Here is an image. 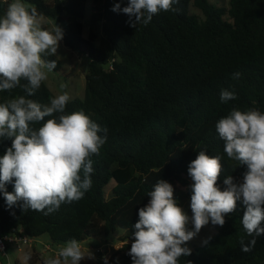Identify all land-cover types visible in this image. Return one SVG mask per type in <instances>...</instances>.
I'll return each instance as SVG.
<instances>
[{
  "label": "trees",
  "instance_id": "16d2710c",
  "mask_svg": "<svg viewBox=\"0 0 264 264\" xmlns=\"http://www.w3.org/2000/svg\"><path fill=\"white\" fill-rule=\"evenodd\" d=\"M10 2L0 0V16ZM24 2L55 22L66 47L90 59L85 96L69 100L65 111H84L107 129L101 133L107 138L99 155L91 157L92 185L82 199L62 203L45 215L25 210L23 201L9 206L0 193V234L23 232L33 239L48 235L54 244L116 235L123 245L107 264H132L127 253L138 211L160 179L173 185L179 206L191 216L188 165L199 151L220 156L221 190L225 177L241 180L247 170L227 157L215 125L233 108L264 112V0H230L229 7L210 0H178L172 5L176 11H161L135 28L126 14L112 10L117 3L125 7L128 0H92L90 13L89 0ZM43 58L56 61L53 71L65 69L56 55ZM237 72L241 75L234 78ZM26 83L21 80L11 91H0V102L26 96ZM225 89L236 99L222 102ZM52 97L43 81L28 98L43 105ZM10 145V139H0V156ZM6 190L14 191V181ZM244 210L238 202L223 226L209 222L215 233L208 243L187 242L192 254L181 256L178 264H264V235L245 232ZM245 247L250 251H243ZM27 264L44 261L34 250Z\"/></svg>",
  "mask_w": 264,
  "mask_h": 264
},
{
  "label": "clouds",
  "instance_id": "9594fccd",
  "mask_svg": "<svg viewBox=\"0 0 264 264\" xmlns=\"http://www.w3.org/2000/svg\"><path fill=\"white\" fill-rule=\"evenodd\" d=\"M174 3L178 0H128L125 7L117 3L112 10L126 14L135 28L138 23L147 25L161 11H176ZM42 20L36 7L24 0H11L0 16V91H11L20 86L21 80L27 81L23 85L26 96L0 102V139L11 140L10 147L0 156V193L9 206L23 201L25 210L48 215L62 203L82 199L91 188V157L99 155L107 138L101 133L107 129L82 110L66 113L70 100L67 92L43 105L28 98L47 79L48 72L56 68L55 60L43 57L56 55L63 39L57 25L49 30L42 26ZM240 75L233 74L234 78ZM220 99L227 102L236 96L225 89ZM46 117L52 118L45 120ZM35 124L41 126L35 128ZM215 128L227 157L246 166L242 179L225 177L226 187L221 190L220 156L199 151L188 165L193 181L191 216L179 206L173 185L160 179L148 192L147 205L138 211L134 239L127 253L132 264H178L181 256L192 254L187 242L209 222L223 226L225 216L236 211L238 202L245 209L241 220L245 232L249 236L264 235V112L233 108L218 120ZM13 181L14 191L8 192L6 185ZM189 224L193 226L191 230ZM251 243L254 245L255 240ZM94 258L89 248H82L79 241L72 239L44 264H80Z\"/></svg>",
  "mask_w": 264,
  "mask_h": 264
},
{
  "label": "rangeland",
  "instance_id": "374dc122",
  "mask_svg": "<svg viewBox=\"0 0 264 264\" xmlns=\"http://www.w3.org/2000/svg\"><path fill=\"white\" fill-rule=\"evenodd\" d=\"M91 2L92 0H89L88 13H90L91 10ZM210 2L221 7L230 6V0H210ZM194 12L202 15L198 10H194ZM84 22L86 26L85 36L87 37L89 33V17H87ZM41 23L44 28L49 30L55 27V22L50 19H43ZM97 44L99 45L100 41ZM56 57L62 62L65 69L62 72L53 70L48 72L45 83L54 92L55 96L67 92L70 96V100L83 98L86 92V73L88 71L90 59L66 47L62 40L59 42ZM62 84L65 85L64 88H61ZM189 227L191 230L193 226L189 224ZM214 233L215 230L209 223L190 241L189 246L203 244V241ZM119 237L120 236L112 235L104 238H88L86 241L81 242L82 248H89L98 260L85 259L82 260L80 264H105V258L108 261L114 251L123 245L122 242H119ZM64 245L65 244H54L51 242L48 235H44L35 239L31 246L23 247L21 250L17 249L15 246H9L7 255L0 254V264H17L18 262L27 264L30 254L33 253L34 250L45 262L46 259L55 257L58 250ZM22 251L23 254L20 253Z\"/></svg>",
  "mask_w": 264,
  "mask_h": 264
},
{
  "label": "built area",
  "instance_id": "2783aa9c",
  "mask_svg": "<svg viewBox=\"0 0 264 264\" xmlns=\"http://www.w3.org/2000/svg\"><path fill=\"white\" fill-rule=\"evenodd\" d=\"M35 239L23 232L0 234V254L7 255L9 246H15L21 250L23 247L31 246Z\"/></svg>",
  "mask_w": 264,
  "mask_h": 264
},
{
  "label": "crops",
  "instance_id": "0c3cea01",
  "mask_svg": "<svg viewBox=\"0 0 264 264\" xmlns=\"http://www.w3.org/2000/svg\"><path fill=\"white\" fill-rule=\"evenodd\" d=\"M101 246V245H100ZM25 251V250H24ZM20 253H22L23 254V251L22 252H20ZM94 260H98V259H96V258H94Z\"/></svg>",
  "mask_w": 264,
  "mask_h": 264
}]
</instances>
